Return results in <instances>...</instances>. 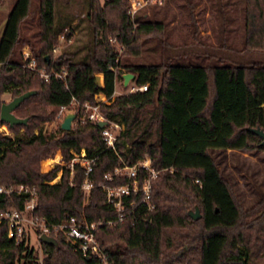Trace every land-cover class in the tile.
Wrapping results in <instances>:
<instances>
[{
    "label": "trees",
    "instance_id": "obj_1",
    "mask_svg": "<svg viewBox=\"0 0 264 264\" xmlns=\"http://www.w3.org/2000/svg\"><path fill=\"white\" fill-rule=\"evenodd\" d=\"M175 1L190 13V21L184 23L190 39H171L173 28L169 26L175 15L169 19L140 13L153 5L157 15L162 12L157 7L170 5V0L144 5L133 17L126 0L103 4L87 0L83 20L89 39L75 45L69 44L77 28L74 16L68 13L57 23V0H40L37 19L28 22L29 27L36 24L29 35L23 33L22 22L28 19L32 0H16L0 39V111L3 94L10 92L14 98L26 91L37 92L14 110L16 116L28 117L26 124L10 126L0 118V126L6 124L15 132H0V184L36 185V212L51 220L74 214L98 221L117 213L100 182L127 181L125 175L106 180L105 173L122 158L134 163L149 154L157 169L151 189L154 207L139 205L138 218L104 223L96 229L111 264H264V194L244 208L206 144L169 151L164 129L166 108L173 105L168 96L175 91L173 84L181 83L180 75L199 72L204 94L194 118L205 123L209 132L214 131L220 98L218 74L226 69L230 76H242L244 115L241 123L226 119L231 133L225 142L234 145L243 139L242 148L264 149L263 138L250 130L264 129V0ZM198 6V14L209 12V17L220 23L213 31L214 40L201 33L195 13ZM60 35L68 45L56 55ZM116 42L122 46L121 52ZM23 43L30 46L38 66L52 73L49 80L24 66ZM63 70L66 78L58 79L54 73ZM125 72L133 73L132 82L147 84V89L115 94L116 78L123 79ZM96 73L104 75L102 86L96 85ZM97 94L107 98L100 104L102 113L124 126L115 150L107 148L98 123L78 121L65 130L59 122L56 130L47 128L62 105L73 99L94 104ZM83 148L95 156L90 172L94 185L89 194L82 186L86 174L80 164L72 177L62 163L42 170V159L58 150L63 160H69L72 151ZM60 168L61 178L51 182ZM24 204V195L0 193L1 209H22ZM196 205L201 211L199 218L189 213ZM55 238L57 244L42 241L49 250L44 264H98L93 255L87 257L62 234ZM32 262L30 247L9 238L7 221L0 223V264Z\"/></svg>",
    "mask_w": 264,
    "mask_h": 264
},
{
    "label": "rangeland",
    "instance_id": "obj_2",
    "mask_svg": "<svg viewBox=\"0 0 264 264\" xmlns=\"http://www.w3.org/2000/svg\"><path fill=\"white\" fill-rule=\"evenodd\" d=\"M105 1L101 0V3L103 4ZM126 1L128 6H130L131 0ZM15 2L16 0H0V24L4 25L6 23L7 16ZM39 2L40 0H32L28 19L22 22V25H24L23 33L25 35H29L36 26L34 22L33 26L29 27L28 22L31 21L29 20L31 18L37 19ZM179 2L182 3L180 0ZM209 4L210 2H207L208 8ZM87 7V0H57L56 2L55 18L57 23L65 20L69 13L74 16L75 22L73 25H77L72 36V42H69V44L82 45L89 39V30L86 27L85 20H83L87 13ZM157 9H162V12L157 15H154L156 10H154L153 5L141 9L140 13L145 16H157L158 18L166 15L169 19L175 15L174 23H171L169 26L170 29L173 28L171 30V39L175 42H181L186 38L190 39L189 27L184 24L190 21L189 11L178 7L175 0H170V5H159ZM198 10L199 6L195 9V13L201 33L210 36V40H214L213 31L215 28H218V24L220 23L215 20L214 16L209 17V12L206 14L204 12L200 15L198 14ZM67 45L68 43L64 39H61L55 54H59ZM116 47L120 52L122 51V46L117 42ZM20 49L24 51L25 49H30V46L28 43H23ZM82 54L83 51L79 52L78 55ZM176 73L178 74V72ZM198 73L193 72L190 75H180L181 83H174L175 91L168 93V96L173 100V105L166 108L167 119L164 128L168 137L166 147L171 151L206 144L214 155L222 173L230 181L241 204L244 208H248L264 194V149L257 147L242 148L243 139L234 145H227L225 142V136L231 133V129L225 123L226 119H235L239 123L243 120L244 92L242 76L241 74L236 77L230 76L226 69L219 70L220 98L217 110L214 112L217 128L209 132L205 123L194 118L195 112L202 104L201 100L204 94L203 80ZM96 74L101 75L103 83V73ZM133 85V82H131L125 87L122 77H117L115 94L129 92V88ZM2 98L4 102H9L12 100V94L10 92L5 93L2 95ZM64 117L61 119L56 117L55 121L47 123V128L49 130H56L58 123L62 122ZM74 125L72 124V127ZM4 131H10L11 134H15L6 124L0 130V132ZM59 153L60 150L54 153V155L42 159L41 168L43 171L49 170L57 164ZM50 159L54 160L50 161ZM191 209L195 210V207ZM36 240V235L33 234L32 242H36Z\"/></svg>",
    "mask_w": 264,
    "mask_h": 264
},
{
    "label": "built area",
    "instance_id": "obj_3",
    "mask_svg": "<svg viewBox=\"0 0 264 264\" xmlns=\"http://www.w3.org/2000/svg\"><path fill=\"white\" fill-rule=\"evenodd\" d=\"M155 2L162 3L163 0H131L129 13L133 17L141 7ZM61 39H64V35H60ZM58 47L55 48V52ZM23 53L26 60L24 66L33 72L39 73L45 80H49L52 73L47 72L44 67L38 66L37 58L32 54L31 50L25 49ZM54 75L58 79L66 78L65 70L54 73ZM146 89L147 84H134L129 88V92ZM101 95L97 94L95 96L96 102L94 104L73 99L69 104L60 107L57 118H63L68 112H76L77 116L72 122L73 125L78 121L91 123L106 121V124L102 127L103 138L107 148L115 150L116 140L121 135L124 126L119 122L109 120L102 113L100 104L106 102L107 98L104 95L101 97ZM4 133L13 135L10 131H4ZM72 153L73 155L69 160H63L60 151L57 163L67 166L71 177L75 173L76 164L83 166L86 176L82 186L86 193L89 194L94 185L90 172L94 167L95 156L88 155L84 148L80 152L72 151ZM62 173L63 168H60L56 176L50 181L56 182L57 179L61 178ZM120 175L127 176V181L119 183L101 181L99 184L106 192L107 201L113 204L117 210L116 215L113 217L90 221L70 214L60 220H51L46 215L36 212L38 204L37 186L17 183L9 186L0 184V193L8 192L24 195V207L22 209L15 206H9L5 209L0 208V223L7 221L9 238H13L17 243L24 242L30 247L33 254V262L29 264H44L49 254L48 248L42 243L43 239L41 236L44 233L53 237L56 234H62L76 249L88 256L93 255L97 259L98 264H111L109 254L102 248L97 238L96 229L104 223L114 224L138 218L139 205H145L148 209H152L154 207V203L151 201L152 179L157 175V169L152 165L151 156L146 154L134 163H129L122 158L113 170L105 173L104 177L106 180H111L115 176ZM33 234L36 235V242H32Z\"/></svg>",
    "mask_w": 264,
    "mask_h": 264
},
{
    "label": "water",
    "instance_id": "obj_4",
    "mask_svg": "<svg viewBox=\"0 0 264 264\" xmlns=\"http://www.w3.org/2000/svg\"><path fill=\"white\" fill-rule=\"evenodd\" d=\"M96 79V85L97 86H102V77L100 74H95L94 75ZM134 78V74L131 72H125L123 73V79H124V84L127 86ZM37 91L36 90H30L22 93L21 95H18L14 98H12L11 101L9 102H4L1 106V111H0V118L2 121L8 123L10 126L16 125V124H26L28 122V117L26 118H21L16 116L14 113V110L21 104L22 101L25 99L29 98L31 95L35 94ZM77 113L76 112H68L63 121L61 122V127L65 130H70L72 128V122L76 118ZM106 124V121H100L98 125L100 127H103ZM253 132L257 133L263 138L262 144H264V129H261L259 127L257 128H250ZM189 213L192 217L194 218H199L201 216V211L198 205H196L195 210L190 209ZM41 238L50 243L57 244L58 240L50 236L48 234H42ZM88 257V255H87Z\"/></svg>",
    "mask_w": 264,
    "mask_h": 264
},
{
    "label": "crops",
    "instance_id": "obj_5",
    "mask_svg": "<svg viewBox=\"0 0 264 264\" xmlns=\"http://www.w3.org/2000/svg\"><path fill=\"white\" fill-rule=\"evenodd\" d=\"M6 24V23H5ZM5 24L4 25H2V24H0V39H1V36H2V33H3V30H4V28H5ZM132 82V81H131ZM130 82V83H131ZM129 83V84H130ZM4 127V125H2V126H0V130H2V128Z\"/></svg>",
    "mask_w": 264,
    "mask_h": 264
},
{
    "label": "bare ground",
    "instance_id": "obj_6",
    "mask_svg": "<svg viewBox=\"0 0 264 264\" xmlns=\"http://www.w3.org/2000/svg\"><path fill=\"white\" fill-rule=\"evenodd\" d=\"M51 160H54V159H50V161H51ZM52 162H53V161H52Z\"/></svg>",
    "mask_w": 264,
    "mask_h": 264
}]
</instances>
